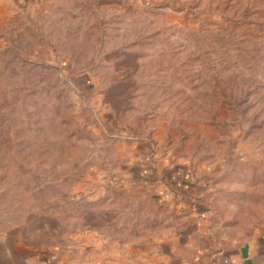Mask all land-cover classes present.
Instances as JSON below:
<instances>
[{"label":"rangeland","instance_id":"obj_1","mask_svg":"<svg viewBox=\"0 0 264 264\" xmlns=\"http://www.w3.org/2000/svg\"><path fill=\"white\" fill-rule=\"evenodd\" d=\"M176 173L264 232V0H0V264L152 250Z\"/></svg>","mask_w":264,"mask_h":264},{"label":"crops","instance_id":"obj_2","mask_svg":"<svg viewBox=\"0 0 264 264\" xmlns=\"http://www.w3.org/2000/svg\"><path fill=\"white\" fill-rule=\"evenodd\" d=\"M179 174L169 175L166 185L155 190L159 204L170 208V233L157 238L150 251L137 250L130 255L126 246L123 250L128 260L122 264H264V232L231 229L225 220L216 218L206 199L194 198L202 199L201 192ZM174 199L175 203L171 202ZM178 222H184L181 226L186 228L181 229ZM164 242L168 244L163 251Z\"/></svg>","mask_w":264,"mask_h":264},{"label":"trees","instance_id":"obj_3","mask_svg":"<svg viewBox=\"0 0 264 264\" xmlns=\"http://www.w3.org/2000/svg\"><path fill=\"white\" fill-rule=\"evenodd\" d=\"M194 198H196L197 200H202L201 198H199V196L198 197L195 196ZM210 208H211L212 212L214 213V209L212 207H210Z\"/></svg>","mask_w":264,"mask_h":264}]
</instances>
